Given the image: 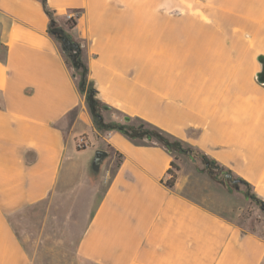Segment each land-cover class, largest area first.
<instances>
[{
    "label": "crops",
    "instance_id": "crops-1",
    "mask_svg": "<svg viewBox=\"0 0 264 264\" xmlns=\"http://www.w3.org/2000/svg\"><path fill=\"white\" fill-rule=\"evenodd\" d=\"M167 1L179 0L46 4L74 16L68 32L101 103L198 149L264 199V86L254 79L264 0H187L206 2L202 14ZM129 16L151 41L107 34ZM48 24L39 0H0V264H264V239L203 196L181 163L164 185L173 157L162 146L96 130ZM174 32L182 52L166 45ZM127 47L137 52L122 56ZM81 135L90 146L78 151Z\"/></svg>",
    "mask_w": 264,
    "mask_h": 264
},
{
    "label": "rangeland",
    "instance_id": "rangeland-1",
    "mask_svg": "<svg viewBox=\"0 0 264 264\" xmlns=\"http://www.w3.org/2000/svg\"><path fill=\"white\" fill-rule=\"evenodd\" d=\"M164 4L168 7V11L173 10L175 8H178V9H182L185 11L191 10L192 12L195 10L196 14H198V13L202 14L201 11H202L203 6L206 4V2H203V1L191 2V1H187V0H179V1H167V2H164ZM184 14H186V13H184ZM56 18L60 21H63V22L68 20L66 15H62L60 18H58V17H56ZM71 19H74V16H71ZM135 20H137V19H135L134 17H130V16L126 17L124 22H123L124 30L122 27L121 32H119V31H117L116 27H110L107 34L108 35H114L115 38H118V39L121 38V41H123V42H121L122 45L125 43V41L128 42L129 36L131 37V38H129V40L131 42H135V41L140 42V44H141L140 46H142L143 43L146 41H151L153 39L151 35L148 34L150 37H148V36L145 37L144 35H141V34L139 35L138 33H136L135 30H130V29L136 28L137 25L135 24ZM148 20L149 19H146V18L143 19V23H149ZM182 23H185V22L182 21ZM179 26H181V23H179ZM120 34H122V36ZM164 35H167V33H164ZM110 40L108 41L109 43H110ZM115 40L116 39H114V41ZM78 42H79V40H78ZM166 45L170 48L173 47L175 52H178V51L182 52L183 50H185L183 48L184 46L180 45V43L178 42L175 32L171 34V40L168 41L166 43ZM129 48L130 47H127L123 50L120 49V54H122V56H124V55L127 56L128 53H131L134 55V53L137 52L135 49H133V47L131 49H129ZM145 52L148 53L147 47L141 48V55L140 56H143V53H145ZM138 53H139V51H138ZM243 57L247 58L246 53L243 55ZM251 57H252V54H251ZM81 61L83 63L85 61L84 50H82ZM115 65H117V64H115ZM117 67H119V66H117ZM128 67L123 69V66H122L121 68L118 69L117 72L120 74L128 76L131 74V72H129V70H132L135 68V67H130V68H128ZM243 67H244V73L247 72L250 68V66L247 63H244ZM256 68L258 69V66ZM70 70L73 73V68L71 66H70ZM138 70H139V68L137 69V71ZM249 73H251V74L253 73L252 69ZM117 75L118 74H116V75L111 74L112 78H114V79H116L115 77H117ZM76 77L78 79V76H76ZM163 103L164 102H161V104H163ZM163 106L166 107V105H164V104H163ZM104 113L107 115L113 116V117L116 116L117 121H120L121 123H123L122 117L120 115H118L115 110H109V111L104 112ZM129 123L130 124H136V120L131 119V121ZM105 151L108 153V155H111V153H112V151L110 149H107V148H105ZM115 157H117V156L115 155ZM178 163H181L183 170L186 173L190 174V176H191L190 184L195 185V186H201L204 188L203 196L206 197L207 195H209V197H210L209 199L212 202L213 201L214 202L218 201L221 203L224 202L226 204L225 205L226 206V212H227V215L229 217L234 218L238 224H241L246 229L248 228L250 231L256 233L257 235H259L261 238L264 239V212H262L260 210V207L258 204V201H260V200L264 201V199L261 197V195L256 193L255 189L252 186H250L249 189H247L242 184H231V183L228 184V183H226V186H225L222 183L223 179L221 178V176L220 175L218 176L217 173L213 169H211L210 167L206 168L205 164L199 158L196 159L195 162H191L189 159L180 155V156H178V159H177V164ZM242 180H244V179H242ZM245 192H248L249 195L253 194L255 196V198L254 197L253 198L252 197L251 198L246 197ZM221 206H224V205L221 204ZM216 207L219 210H224L220 206L219 207L216 206ZM51 260H55L57 262L58 258H51Z\"/></svg>",
    "mask_w": 264,
    "mask_h": 264
},
{
    "label": "trees",
    "instance_id": "trees-1",
    "mask_svg": "<svg viewBox=\"0 0 264 264\" xmlns=\"http://www.w3.org/2000/svg\"><path fill=\"white\" fill-rule=\"evenodd\" d=\"M42 8L44 10V13L47 15L49 19L48 24V33L58 42V39L55 37L54 32L51 28L52 24L62 23V26L66 30L67 35L71 37L69 34V30L72 29L75 26V20L74 19H68L65 22L58 20L55 18L53 11H51L47 4L46 0H39ZM65 56V55H64ZM66 58V56H65ZM66 62L68 63V67L70 68V63L68 59L66 58ZM78 71V70H77ZM76 70H73V73H78V79H77V87L80 93H82L85 97V102L87 105V108L90 112L92 122L94 127L99 132H107V131H117L124 135L125 137L129 138L132 141L138 142L143 145H159L162 146L168 153H170L173 157V160L169 163V167L166 170V175L168 176L167 179L164 181V185L168 188L173 187L174 182L177 177V172L179 171V166L177 164L178 156H183L187 159H189L191 162H195L196 159H200L205 166H218L219 171H215L217 175L221 176L223 179V184L226 186V183L224 181L230 182L231 184H242L247 189L250 188V185L242 180L239 177L233 176L232 173L217 165L212 159L208 158L204 153L200 152L198 149L189 146L185 143H183L181 140L170 136L162 129L152 125L151 123L140 119L135 118L136 124H130L132 118L128 116H122L123 123L120 121H114L109 120L106 121L103 118V113L107 112L109 110H113L111 107L101 103L97 98L96 94L91 95V88L93 90V81H90L87 79V73L88 69L85 63L81 61L79 72ZM128 117V121L125 122L124 118ZM108 156V153L104 150L103 156H101V160L105 159ZM117 162H119V158H117ZM246 197H254L253 194H248V192H245ZM260 210L264 212V201L260 200L258 201Z\"/></svg>",
    "mask_w": 264,
    "mask_h": 264
},
{
    "label": "flooded vegetation",
    "instance_id": "flooded-vegetation-1",
    "mask_svg": "<svg viewBox=\"0 0 264 264\" xmlns=\"http://www.w3.org/2000/svg\"><path fill=\"white\" fill-rule=\"evenodd\" d=\"M51 28L53 30V32L57 35V39H58V43L59 45L63 46L64 49V55L66 56V58L68 59L71 67L73 68V70H78L77 72H79L80 69V64H81V58H82V50H83V44L82 42H78L73 40L72 38H70L67 33L66 30L60 26L59 24H52ZM74 45V46H71ZM61 49V48H60ZM75 76H78V73H73ZM94 88V87H93ZM91 95H94V92L92 91L91 88ZM206 168H211L213 169L214 166H205ZM214 170V169H213ZM214 171H219V170H214ZM224 183H228L230 184V182L224 181Z\"/></svg>",
    "mask_w": 264,
    "mask_h": 264
},
{
    "label": "water",
    "instance_id": "water-1",
    "mask_svg": "<svg viewBox=\"0 0 264 264\" xmlns=\"http://www.w3.org/2000/svg\"><path fill=\"white\" fill-rule=\"evenodd\" d=\"M174 14H179V11L176 10L174 12ZM54 35H55L56 38H58L55 33H54ZM71 46H74V45H71ZM60 48H61V51L64 52L63 46L60 45ZM255 60H256V62L259 65V70L255 73L254 79H255L257 84H259L261 86H264V54H257ZM73 77H74V75H73ZM93 90H94L93 91L94 94H96V90L94 88H93ZM124 121L127 122L128 121V117H125ZM101 156H103V151L102 150H97L95 152V156H94L93 161H92V168L93 169H95L96 166H98V164L100 163ZM219 168L220 167H218V166H214L213 169L214 170H219Z\"/></svg>",
    "mask_w": 264,
    "mask_h": 264
},
{
    "label": "built area",
    "instance_id": "built-area-1",
    "mask_svg": "<svg viewBox=\"0 0 264 264\" xmlns=\"http://www.w3.org/2000/svg\"><path fill=\"white\" fill-rule=\"evenodd\" d=\"M68 19H71V16L68 15L67 16ZM75 148L76 150L80 151V150H84L85 148H87L88 146H90V142L89 140L85 137V136H79L76 140H75Z\"/></svg>",
    "mask_w": 264,
    "mask_h": 264
}]
</instances>
